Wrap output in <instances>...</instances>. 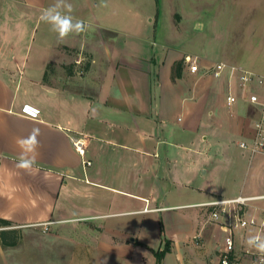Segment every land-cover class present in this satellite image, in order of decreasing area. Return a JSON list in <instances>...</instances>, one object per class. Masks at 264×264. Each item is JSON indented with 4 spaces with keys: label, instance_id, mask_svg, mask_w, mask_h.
<instances>
[{
    "label": "crops",
    "instance_id": "obj_1",
    "mask_svg": "<svg viewBox=\"0 0 264 264\" xmlns=\"http://www.w3.org/2000/svg\"><path fill=\"white\" fill-rule=\"evenodd\" d=\"M21 1L36 9L56 2ZM144 1L153 8H142ZM164 1L162 10V0H105L107 7L101 0H67L72 15L94 28L89 33L85 27L80 36L70 35L60 44L87 55L86 73L68 75L62 85L29 77L23 93L21 76L16 81L17 74H0V217L11 221L9 227L0 224V232L23 228V240H32L36 232L42 234L39 227L77 233L73 223L84 221L81 232L90 233L95 227L88 219L104 215L106 232L128 234V245L135 241L149 249L156 263V251L164 249L165 241L170 249L161 264H218L226 232L208 221L200 204L264 194V160L256 158L263 154L240 146L242 141L253 143L262 107L242 97L228 106V73L221 78L191 73L173 78V68L175 61L192 54L203 63L222 61L264 75V0ZM195 78L196 85L191 83ZM36 81L53 95L52 88L61 95L70 93L73 104L62 99L52 108L40 97L28 98ZM253 90L264 97V87ZM25 104L39 113H28ZM34 128L40 130L39 155L28 173L16 167V141ZM198 173L210 178L192 188L197 195L184 191ZM94 186L112 193L111 199L102 200L112 211H85ZM83 193L84 205L78 203ZM187 207L198 209L189 218L177 216L176 209ZM164 210L173 225H168L165 240L158 227L160 241L153 246L141 235V213ZM178 218L181 227L174 226ZM250 234L241 231L239 248ZM16 247L3 244L0 236V264H17ZM241 264H250L248 254H242Z\"/></svg>",
    "mask_w": 264,
    "mask_h": 264
},
{
    "label": "rangeland",
    "instance_id": "obj_2",
    "mask_svg": "<svg viewBox=\"0 0 264 264\" xmlns=\"http://www.w3.org/2000/svg\"><path fill=\"white\" fill-rule=\"evenodd\" d=\"M164 2L166 1L162 0L160 3L162 10L166 8ZM124 6L126 9H132L131 4L125 3ZM142 8L151 9L153 7L147 5V2L144 1ZM42 9L44 8H29L21 0H0V74H17V78L15 77L16 81L21 76L20 83L23 84L22 93L25 88L24 86L28 84L29 77L50 84L62 85L67 81L68 75L85 74L89 67V58L85 53L78 54L76 48L60 46L66 39L63 41L58 40L57 34L51 29V25L41 21L40 15ZM86 29L89 33L94 30L93 26H88ZM98 32L101 35V32ZM58 45L59 47H56ZM149 46L156 51L163 50V47L159 45L150 44ZM60 51L61 55L59 54ZM182 58L177 61H182ZM177 61H175V66H177ZM181 65L182 74L190 73L185 63H181ZM60 75L62 79H59ZM1 80L0 91L2 88ZM198 80L199 78H195L191 80V83L196 85ZM187 81L189 82L190 80ZM39 82L36 81L35 84L30 85L28 98L34 99L35 97H40L43 99L45 106H51L52 108L54 105L60 104L62 99L68 105L72 103L70 93L61 95L52 88V93H55L53 95L49 91H42L38 88L40 87ZM258 157L264 160V155H256V158ZM251 162H253V159H251ZM205 177L208 179L210 175L204 176L198 173L195 176L193 184L186 187L184 191H190L192 194L197 195L198 192L194 193L192 188L201 185L206 180ZM252 179L253 175L251 173L250 180ZM211 180L215 181V178L211 176ZM171 187L176 191V186ZM165 192L167 198H169L168 191L166 190ZM143 193L145 192L143 191ZM92 195H94L92 202L88 204V210L85 211L103 214L109 211V209L113 210L107 203H102L105 196L111 199L113 197L112 193L106 192L101 187L94 186ZM85 200L86 195L83 193L79 197L78 203L84 205ZM189 200L187 198V200L184 199L182 201ZM193 200H196V198ZM144 205L145 201H141V206L143 207ZM197 209L194 207L179 208L175 212L177 216L189 218L191 213H194ZM73 213L78 214L79 212L75 210ZM126 219L128 220V217ZM107 220V216L104 215L89 218L87 224L95 227V231L90 233L81 232L82 226H85L84 221H82V223H73L77 233H71L70 231L65 233H50L52 230L49 228L39 227L38 230L42 234L36 232L35 238L32 240L27 239V237L23 240V228H18L14 233H10L8 237L9 239L14 238L18 244V247L14 251V253L19 255L17 264H133L135 262L137 264H161L158 261L157 263L155 262L156 258L153 255L151 256L149 249L144 246H140L139 244L134 245L135 241L131 240V244L128 245V238H132L128 237V234L124 236L117 232H106L105 226L108 224ZM176 223L181 227V218H178L174 222V226ZM141 225V235L148 237L146 240L155 246L160 241L158 240V232H160L158 227H161V237L165 240L166 234L171 229L169 226L172 227L173 223L168 211L164 210L158 213L142 212ZM240 235L241 231L237 233V237H240ZM165 246L164 241L163 248Z\"/></svg>",
    "mask_w": 264,
    "mask_h": 264
},
{
    "label": "built area",
    "instance_id": "obj_3",
    "mask_svg": "<svg viewBox=\"0 0 264 264\" xmlns=\"http://www.w3.org/2000/svg\"><path fill=\"white\" fill-rule=\"evenodd\" d=\"M182 62L187 65L191 74H201L213 78H221L226 73L228 76V92L226 103L228 106L236 104L240 97L246 101L258 104L262 107L260 117L255 122V137L250 145L245 141L240 143L243 148H250L253 153L264 155V97L253 90V87H264V75L256 74L247 68L228 64L222 61L203 63L197 55L186 54ZM238 88L239 93L234 90ZM30 114H38L37 108H32L28 104L24 105V110ZM75 142L81 153L84 149ZM90 164L89 160L84 161ZM1 164V159H0ZM208 213V221L220 225L226 232L223 248L220 249L218 264H241L242 254L250 256V264H258L260 256L254 249H249L246 245L238 246L237 233L242 230H251L253 235H264V194L243 195L240 194L232 198H217L209 202H203Z\"/></svg>",
    "mask_w": 264,
    "mask_h": 264
},
{
    "label": "clouds",
    "instance_id": "obj_4",
    "mask_svg": "<svg viewBox=\"0 0 264 264\" xmlns=\"http://www.w3.org/2000/svg\"><path fill=\"white\" fill-rule=\"evenodd\" d=\"M101 6L107 7L105 0H101ZM73 6L67 0H56L51 6L42 9L40 19L44 23L51 25L52 31L57 34V38L63 41L73 34H80L85 31V22L76 19L73 15ZM40 130L38 128L25 137L19 138L16 143L20 149V154L16 167L24 172L31 173L37 165ZM249 249H254L259 254L258 264H264V235H249L245 241Z\"/></svg>",
    "mask_w": 264,
    "mask_h": 264
},
{
    "label": "trees",
    "instance_id": "obj_5",
    "mask_svg": "<svg viewBox=\"0 0 264 264\" xmlns=\"http://www.w3.org/2000/svg\"><path fill=\"white\" fill-rule=\"evenodd\" d=\"M181 63H183L182 61H177L176 64L177 66L174 65V68H173V78H176V77H180L181 74H182V65ZM0 224L3 225V226H8L11 224V221L8 220V219H5V218H1L0 217ZM16 230L15 229H2L1 232H0V236H1V239L3 241V244H10V245H15L16 244V241L14 238L12 239H9V234L10 233H14ZM9 233V234H8ZM9 239V241L7 240ZM170 249V246L169 245H166L164 249L162 250H158L156 251V254H157V258H158V262L160 263V260L162 259V256L164 255V253L166 251H168Z\"/></svg>",
    "mask_w": 264,
    "mask_h": 264
},
{
    "label": "snow or ice",
    "instance_id": "obj_6",
    "mask_svg": "<svg viewBox=\"0 0 264 264\" xmlns=\"http://www.w3.org/2000/svg\"><path fill=\"white\" fill-rule=\"evenodd\" d=\"M28 109H26V111H27Z\"/></svg>",
    "mask_w": 264,
    "mask_h": 264
}]
</instances>
